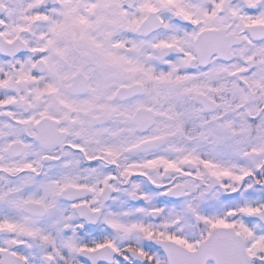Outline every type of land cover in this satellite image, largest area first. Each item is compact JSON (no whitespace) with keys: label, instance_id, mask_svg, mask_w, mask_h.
<instances>
[{"label":"snow or ice","instance_id":"1","mask_svg":"<svg viewBox=\"0 0 264 264\" xmlns=\"http://www.w3.org/2000/svg\"><path fill=\"white\" fill-rule=\"evenodd\" d=\"M0 264H264V0H0Z\"/></svg>","mask_w":264,"mask_h":264}]
</instances>
